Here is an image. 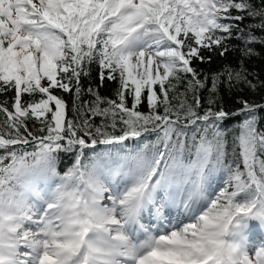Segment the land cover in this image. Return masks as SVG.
Returning <instances> with one entry per match:
<instances>
[{"label":"snow or ice","instance_id":"obj_1","mask_svg":"<svg viewBox=\"0 0 264 264\" xmlns=\"http://www.w3.org/2000/svg\"><path fill=\"white\" fill-rule=\"evenodd\" d=\"M262 35L264 0H0V264H264V103L193 66Z\"/></svg>","mask_w":264,"mask_h":264},{"label":"trees","instance_id":"obj_2","mask_svg":"<svg viewBox=\"0 0 264 264\" xmlns=\"http://www.w3.org/2000/svg\"><path fill=\"white\" fill-rule=\"evenodd\" d=\"M244 24L252 23L250 20H245ZM257 35H261V33L257 32ZM264 38V35H262ZM229 51L226 53L225 56H220L218 54L219 50L208 52L207 50L202 51V55L205 57L211 56V61L206 63H200L199 61L194 60L193 66L196 67L198 70L202 71L209 76L214 73L218 72L222 67L226 65H230L233 68H239L240 61L243 60V68L247 73V79L251 81L255 85V89L248 87L246 84H237L231 90H229L226 86H221L220 91L217 96V106L223 105L226 110L233 111L240 107L237 103L238 99H246L250 103L253 104H260L264 103V44H253L251 45L253 49V53L251 56L242 57L241 56V49L245 47L243 42L239 39L233 37L231 40L227 42ZM90 76L82 78V83L84 85L91 84L94 87L99 85V69L97 65L94 63L90 66ZM116 88V83L112 81H104L103 87L99 88V92L104 97H109L115 99L114 91ZM56 94L63 95L64 98L68 101L69 104V118L72 117L71 112V103H72V96L70 94L62 93L59 90H55ZM14 93L8 92L3 96H0V100L7 99L9 104L12 102V97ZM208 96L207 91H203L201 93L202 100L206 101ZM24 100H28L27 96L23 97ZM83 99H90V97L85 96ZM131 101L129 100V106ZM140 110L142 112H147L146 104H142L140 106ZM2 117V114H0ZM242 119V117H234L232 119L226 120L224 122V127L228 129V151L231 152V140L233 134L238 130V122ZM97 122H99V118H97ZM31 121L29 122V126L31 127ZM264 126V125H262ZM63 162L60 165L61 171H63L67 166L72 163V159L67 156H63Z\"/></svg>","mask_w":264,"mask_h":264}]
</instances>
